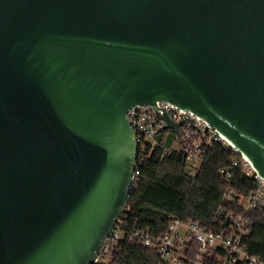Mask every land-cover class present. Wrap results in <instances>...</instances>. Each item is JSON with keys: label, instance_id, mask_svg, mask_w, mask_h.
<instances>
[{"label": "water", "instance_id": "water-1", "mask_svg": "<svg viewBox=\"0 0 264 264\" xmlns=\"http://www.w3.org/2000/svg\"><path fill=\"white\" fill-rule=\"evenodd\" d=\"M158 100L264 178V0H0V264L95 263Z\"/></svg>", "mask_w": 264, "mask_h": 264}, {"label": "trees", "instance_id": "trees-1", "mask_svg": "<svg viewBox=\"0 0 264 264\" xmlns=\"http://www.w3.org/2000/svg\"><path fill=\"white\" fill-rule=\"evenodd\" d=\"M161 143L152 148L139 166L128 202L121 215L127 228L140 225L156 234L166 232L169 215L198 221L216 230H234L227 213L234 211L248 217L250 232L244 242L251 253L264 260V204L249 209L243 198L253 189L254 177L241 168L227 177L223 168L232 163L234 150L215 140L208 147L195 174L187 172L188 160L182 149L173 147L172 136L157 134ZM166 151V149H168ZM233 190L231 197L227 191ZM222 211V212H221ZM109 264H156L157 252L141 241H125L113 253Z\"/></svg>", "mask_w": 264, "mask_h": 264}, {"label": "built area", "instance_id": "built-area-1", "mask_svg": "<svg viewBox=\"0 0 264 264\" xmlns=\"http://www.w3.org/2000/svg\"><path fill=\"white\" fill-rule=\"evenodd\" d=\"M157 106L165 107L175 121L190 116L195 125L190 123V119L184 120L178 129L181 137L174 128L160 130L166 119L154 105L136 104L129 108V121L137 133L139 142L135 178L140 173L139 166L146 161L150 150L161 143L157 137L159 132H163L164 137L171 135L173 142L180 143L177 148L185 152L188 160L187 172L190 175L197 172L198 169L195 171L194 167L199 168L198 160L202 162L207 147L213 141L219 140L234 150L232 163L223 168L227 177L232 175L233 169L239 167L255 179L253 189L243 198L244 205L252 209L264 204V178L244 153L191 109L165 100H158ZM168 150L169 148L166 149ZM232 193L233 190L229 189L226 196L231 197ZM227 216L235 228L229 232L226 229L203 227L198 221L172 214L169 215L166 232L159 235L154 234L149 227L140 225L127 228L124 220L119 218L98 251L94 264H109L113 260V253L127 240L141 241L144 246L153 248L159 256L156 264H264V260L251 253L244 242L245 236L251 230L250 219L234 211H229Z\"/></svg>", "mask_w": 264, "mask_h": 264}, {"label": "rangeland", "instance_id": "rangeland-1", "mask_svg": "<svg viewBox=\"0 0 264 264\" xmlns=\"http://www.w3.org/2000/svg\"><path fill=\"white\" fill-rule=\"evenodd\" d=\"M173 145H174L175 147H178V146H180V143H179L178 141H174V142H173ZM200 163H201V161L198 160V167H199ZM197 169H198V168L194 167V170H195V171H196Z\"/></svg>", "mask_w": 264, "mask_h": 264}]
</instances>
